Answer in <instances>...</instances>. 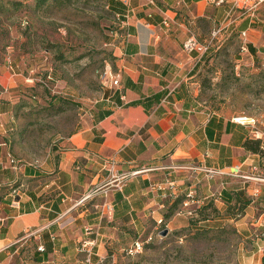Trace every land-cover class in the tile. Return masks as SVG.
Listing matches in <instances>:
<instances>
[{
    "label": "crops",
    "instance_id": "0c3cea01",
    "mask_svg": "<svg viewBox=\"0 0 264 264\" xmlns=\"http://www.w3.org/2000/svg\"><path fill=\"white\" fill-rule=\"evenodd\" d=\"M106 1L114 26L118 16L130 37L125 43L117 38L109 50L119 85L104 88L102 100L89 107L43 168L21 166L11 177L0 173L20 189L17 207L9 192L0 190V264H77L81 241H93L103 255L106 246L153 236L160 231L159 220L168 234L176 232L180 224L189 226L176 215L188 192L227 205L248 200L239 219L251 244L248 264H264V239H256L264 233V155L243 147L246 140L262 137L254 136L250 125L203 107L204 57L183 49L189 39L201 44L220 29L225 36L238 34L257 54L264 4L253 19L232 10L230 1L216 6L212 0H129L128 7ZM12 105L5 109L0 102V121L11 117ZM4 133L0 123V136ZM5 146L0 145V165ZM238 166L248 179L235 176ZM193 167L231 175L207 179ZM134 171L140 173L114 188L112 176Z\"/></svg>",
    "mask_w": 264,
    "mask_h": 264
},
{
    "label": "rangeland",
    "instance_id": "374dc122",
    "mask_svg": "<svg viewBox=\"0 0 264 264\" xmlns=\"http://www.w3.org/2000/svg\"><path fill=\"white\" fill-rule=\"evenodd\" d=\"M6 1L0 0V102L5 109L12 102L13 107L11 117L0 121L6 132L0 136V145H6L0 173L11 177L18 172L11 160L20 167L43 168L89 107L102 100L103 73L112 61L105 44L114 20L106 0H49L39 10L35 0H17L24 4L17 10ZM219 34L203 54V107L233 119H253L264 141V38L254 43L257 54L247 44L242 54L238 34ZM16 186L0 176V190L9 196ZM195 199L201 205L193 219L184 217L189 226L180 224L165 237L154 233L133 257L124 255V245L106 246V264H248L251 244L241 228L243 212L212 198Z\"/></svg>",
    "mask_w": 264,
    "mask_h": 264
},
{
    "label": "built area",
    "instance_id": "2783aa9c",
    "mask_svg": "<svg viewBox=\"0 0 264 264\" xmlns=\"http://www.w3.org/2000/svg\"><path fill=\"white\" fill-rule=\"evenodd\" d=\"M117 1L120 2L124 7H128L129 5V0H117ZM224 2H226V0H213V3L216 6L222 5ZM229 4L231 5L232 10L233 9L237 10L241 14L242 17L245 16V17L252 18L253 14L259 9L260 6L264 4V0H230ZM115 22L116 24L114 26V29L108 32V37H110L111 40L107 41L105 44V46L110 48L111 50H114V48L116 47L115 40L117 38H121L123 43H125L130 38L128 33L124 30V24L122 22H119L118 16L115 17ZM219 33H220V29L212 30L209 33L210 34L209 38L206 39L204 43L202 44H199L195 40L189 39L187 42L184 43L183 49L189 53L191 51H197L199 53H202L203 55L205 54V52L209 50V48H211L214 45V42L216 43L218 41L219 36H220ZM242 37H245V33H242ZM240 51L242 54H247L248 52L246 48L245 40L241 41ZM103 82L105 84V87L110 86L112 88H116L119 85L117 75L114 76V74L112 73L111 67L108 64L105 66V70L103 73ZM120 97L122 98V100H125V97L122 94L120 95ZM233 123H236V124L238 123L241 125H250L251 127L254 126L255 124L253 119L247 120L245 117H236V119H233ZM258 135L259 133L255 131L254 136L258 137ZM10 164L12 165L13 169L18 170L20 168V166H18V162L15 160H11ZM234 168H235L234 174L236 177L248 179L246 175L240 174L241 168H239V166L234 167ZM189 169L203 172L207 179L208 178L211 179L214 176L231 175L230 173L217 170V169H205L204 170V169H199L197 167H193ZM109 172L111 173V171ZM139 173L140 171H134L132 173H124V174L119 175V177H116L115 179H113L114 177L112 176V180L116 182V183H113L114 188L118 190L121 189L123 182H125L131 177H134L135 175ZM110 182L108 183L111 184ZM164 184L167 185L168 187H175V185H173L172 182H169L167 180L164 182ZM96 190L97 189H93L92 191H90L83 199L90 198L92 193H94ZM19 195H20L19 188L15 187L14 189H12L10 198H11V204L13 207L18 206ZM200 205H201V202L195 199V194L193 192H188L184 198V201L181 203V206L176 211V215L178 217L182 216V217L193 219L195 217L194 213L196 209L199 208ZM155 224L158 230H160L159 232L156 233L158 236L161 234L162 231H164L165 228L167 229V226H164L163 220H159ZM257 237H259L260 239H264V233L263 232L260 233L259 235H257ZM152 238L153 236L150 235L146 237L144 240L136 239V241H133L129 245H126V247L122 249V252L124 253L126 257H133L136 254L142 252L145 244H148L149 242H151ZM79 247H80V251L83 254V258L79 260L77 264H106L105 257H103L102 255H98L97 251H95L93 241H88V240L81 241L79 244ZM37 250L39 252L40 251L42 252L44 251V248H42L41 246H38ZM108 264H115V261H112L111 263H108Z\"/></svg>",
    "mask_w": 264,
    "mask_h": 264
},
{
    "label": "trees",
    "instance_id": "16d2710c",
    "mask_svg": "<svg viewBox=\"0 0 264 264\" xmlns=\"http://www.w3.org/2000/svg\"><path fill=\"white\" fill-rule=\"evenodd\" d=\"M48 1L49 0H35L34 9L39 10V8L44 6ZM6 3L11 4V6L15 8V10L22 8L24 5L22 2L17 0H9L6 1ZM262 146H263L262 141L259 139L246 140L243 143V147L246 151L264 155V152L261 150ZM228 203H231V201H229ZM248 204H249L248 200L237 199L234 201L233 205L232 204H228V205L230 206L229 209H231V207L233 208L237 207L238 209H240V211H243L248 206Z\"/></svg>",
    "mask_w": 264,
    "mask_h": 264
},
{
    "label": "water",
    "instance_id": "95a60500",
    "mask_svg": "<svg viewBox=\"0 0 264 264\" xmlns=\"http://www.w3.org/2000/svg\"><path fill=\"white\" fill-rule=\"evenodd\" d=\"M167 233H168V230H164V231L161 232L160 235L163 236V237H165V235H166Z\"/></svg>",
    "mask_w": 264,
    "mask_h": 264
}]
</instances>
